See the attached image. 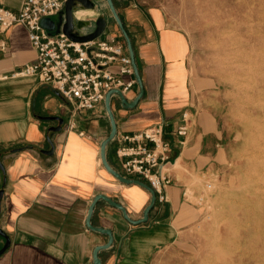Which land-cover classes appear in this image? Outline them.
Returning a JSON list of instances; mask_svg holds the SVG:
<instances>
[{"label": "crops", "instance_id": "crops-1", "mask_svg": "<svg viewBox=\"0 0 264 264\" xmlns=\"http://www.w3.org/2000/svg\"><path fill=\"white\" fill-rule=\"evenodd\" d=\"M92 1L96 8L78 9L76 20L95 23L112 17L108 7L109 16ZM114 3L132 38L145 95L132 110L123 108L118 97L112 99L117 135L107 148L108 161L121 172L116 158L119 138L164 124L172 149L171 184L166 188L168 201L156 203L146 224L131 225L101 200L92 225L113 233L112 247L99 253L102 264H151L156 254L181 241L192 224L187 183L192 173L211 174L222 137L203 104L207 80L192 75L186 35L172 28L159 9L135 0ZM0 7L18 12L21 2L0 0ZM59 18L58 14L53 19ZM107 22L102 37L121 36ZM2 38L8 51L0 54V74L35 61L23 26L10 28ZM138 91L137 86L126 99L132 102ZM184 113L190 118L189 134L181 145L183 139L175 132ZM58 118L64 120L62 129L52 132ZM110 131L104 104L95 112L73 116L68 102L37 78L0 82V228L10 241L0 264H94L95 249L108 242V236L87 227L89 208L100 194L123 205L132 219L143 218L150 193L138 185L121 184L101 163V144ZM48 137L54 144L52 155L42 153L50 150ZM5 244L0 235V250Z\"/></svg>", "mask_w": 264, "mask_h": 264}, {"label": "rangeland", "instance_id": "rangeland-1", "mask_svg": "<svg viewBox=\"0 0 264 264\" xmlns=\"http://www.w3.org/2000/svg\"><path fill=\"white\" fill-rule=\"evenodd\" d=\"M135 1L188 38L192 75L207 80L203 104L222 137L211 174L187 183L192 224L151 264H264V0Z\"/></svg>", "mask_w": 264, "mask_h": 264}, {"label": "built area", "instance_id": "built-area-1", "mask_svg": "<svg viewBox=\"0 0 264 264\" xmlns=\"http://www.w3.org/2000/svg\"><path fill=\"white\" fill-rule=\"evenodd\" d=\"M67 0H20L21 7L13 12L0 7V54L8 51L2 35L21 25L36 52L33 63L9 73L0 74V82L37 78L51 86L71 106L72 115L95 112L104 104L106 95L120 90L124 95L137 87L132 60L122 36L110 34L84 43L74 42L64 34H53L42 26L46 18L56 17ZM183 123L175 135L189 134L190 118L183 115ZM73 124L70 128H73ZM83 135V134H81ZM171 143L166 139L164 124L119 138L116 151L121 174L128 179L139 178L156 193L157 202L166 203V188L171 184L168 175L172 164Z\"/></svg>", "mask_w": 264, "mask_h": 264}, {"label": "water", "instance_id": "water-1", "mask_svg": "<svg viewBox=\"0 0 264 264\" xmlns=\"http://www.w3.org/2000/svg\"><path fill=\"white\" fill-rule=\"evenodd\" d=\"M105 2L111 13L113 20L115 21V24L117 25L121 33V36L123 37L126 43L127 49L129 51V54L132 60L134 76H135V80L137 82L139 91H138L136 98L132 102H129L126 99V96L120 90H112L106 95L104 105H105V110L107 112V115L110 121L111 131H110L109 136L101 144L100 159H101V163L103 167L112 177L118 180L121 184L138 185L144 188L150 193L151 199H150L149 205L145 208L143 212V218L139 220H134L130 217L126 208L123 205L115 202L108 196L104 194H100L94 198L89 208V212H88L87 227L96 233H100V234L108 236L107 244L98 246L95 249L94 255H93L94 264H102L101 259L99 257V253L101 251L109 249L110 247H112L114 243V237H113V233L111 230L94 227L92 225V218L94 215L95 207L99 201L104 200L111 207L119 210L122 213L123 218L133 226H140V225L146 224L149 220L150 213L154 210L156 203H157L156 193L147 183L141 180L128 179L124 177L120 172L115 170L108 161L107 148L117 135V122L115 119L114 112L112 110V99L115 96L118 97L120 100L121 106L123 108L132 110L144 98L145 88H144L142 76H141V73L138 67V63L136 59V52H135L134 44L132 42V38L128 30L126 29L124 22L115 6L114 0H105ZM95 8H96V4L92 0H67L65 2L63 10L59 13V16H60L59 20L56 21L52 18H46L42 21V26L53 34L62 33L74 42L84 43L88 41H93L101 37L106 31L107 20L105 19V17H101L95 23H92V22L78 21L76 20L74 14L78 9L93 10ZM93 27H94V30L90 32L89 30ZM57 121L59 122V125L58 127L52 128L51 129L52 132H59L62 129L64 120L61 118H58ZM48 143L50 146V150H45L42 153L45 155H52L54 153V144L52 140L50 139V137H48ZM0 168L3 170L1 161H0ZM3 195H4V192L1 191L0 192V215H1V201H2ZM0 235L6 239L5 246L0 250V256H1L9 248L10 241L6 237L5 233L1 230V228H0Z\"/></svg>", "mask_w": 264, "mask_h": 264}]
</instances>
